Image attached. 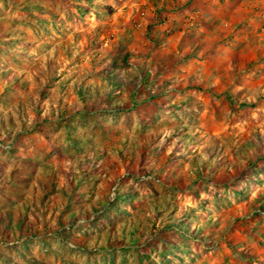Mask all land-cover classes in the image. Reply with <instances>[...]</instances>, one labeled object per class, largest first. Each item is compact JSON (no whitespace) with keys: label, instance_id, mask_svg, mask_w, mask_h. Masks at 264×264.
Here are the masks:
<instances>
[{"label":"rangeland","instance_id":"rangeland-1","mask_svg":"<svg viewBox=\"0 0 264 264\" xmlns=\"http://www.w3.org/2000/svg\"><path fill=\"white\" fill-rule=\"evenodd\" d=\"M54 1L38 0L34 15L21 11L24 0H0V28L11 32L7 43H0V115L19 99L23 101L26 90L37 98L40 87L31 70L48 57L60 64L52 90L70 108L65 119L51 126L49 137L33 133L13 142L4 138L0 162H9L7 170L25 162L37 164L32 170L39 175L44 167L52 168L63 182L68 168L80 174V157H94L89 169L97 180L91 181L97 193L93 200L103 203L108 197L111 201L119 185L126 184L139 198L128 194L112 204L133 212L144 208L137 240L126 235L115 246L133 244L156 264H264V0H211L213 10L206 6L202 13L199 7L188 6V0ZM202 16L212 32L197 23ZM18 18L30 26L15 22ZM32 27L39 28V34ZM121 42L131 55L116 70L110 61ZM115 77L125 88L145 94L157 92L155 85L161 83V105L150 99L122 112L77 100L78 89H89L85 95L95 94L104 79ZM14 84L18 86L11 88ZM49 88L42 90L49 92ZM120 96L113 93L112 106L125 105ZM43 104L47 106L46 101ZM26 111L33 118L34 111L29 107ZM216 139L218 145L222 141L225 145L210 161L206 146ZM246 143H262V170L244 176L250 157L257 155L252 146L244 155L241 150H246ZM226 166L234 167L227 175ZM235 177L239 179L234 185ZM5 191L12 189L7 186ZM60 196L55 194L53 200ZM154 198L168 201L162 213L147 207V201ZM4 203L1 196L0 204ZM89 204L75 201L72 208ZM87 212L86 220L78 219L74 223L78 227L69 229L71 244L77 246L74 239L92 249L107 245L105 236L114 233L111 220L119 226L124 212L111 219L100 216L99 208ZM89 222L105 226L100 228L107 232L99 238H79ZM173 225L183 233L188 228L186 234L193 239L161 254L167 248L164 243L176 240L179 232L160 229ZM48 228L46 232L52 230L51 225ZM48 234L39 237L48 238ZM22 239L8 240L7 245L0 242V255L7 256L9 264H36L37 258L44 264L55 262L50 251L41 253L47 241L33 237L24 249ZM100 251L89 256L76 248L70 252L71 260L121 264L122 254L129 259L132 254L131 248H121L115 256ZM5 261L0 259V264H8Z\"/></svg>","mask_w":264,"mask_h":264},{"label":"trees","instance_id":"trees-1","mask_svg":"<svg viewBox=\"0 0 264 264\" xmlns=\"http://www.w3.org/2000/svg\"><path fill=\"white\" fill-rule=\"evenodd\" d=\"M45 1L49 2L50 4H56L54 0ZM62 1L66 2L68 0ZM88 1L91 2V0ZM209 1L211 0H198L197 3L204 5ZM36 2L39 3L38 0H24L23 9H21V11L24 10L28 11V13L30 14H34V12L39 8V5L36 4ZM35 5L38 6L35 7ZM71 7H73V5H71ZM78 7L80 8V6ZM103 8L105 10L107 7L104 6ZM156 10H158L157 7ZM203 19L204 18H199V21H197V23L202 24V28L206 32H212L210 31L212 29L211 24L205 22V20ZM15 22H20L21 24H25V26H30L29 21L19 18ZM33 27L32 29H34V31L39 34V28L37 29ZM1 29L2 28H0V43H7V39L11 37V32L6 30L3 31V29ZM69 54V51L65 52L66 56H68ZM130 55L131 52L126 44L122 42L119 43L116 52L113 53L111 57L110 62L113 65L112 67L116 70L122 69L123 62H127ZM58 61L59 60H56L52 57H48L46 61H43L40 64H36L35 67L32 68V79L33 81H35V85H37V87H40L37 90L38 96L36 99L38 100L34 99V92L32 90H30V92L32 91L33 93H30L28 90H26V98L23 101L19 99L20 101L18 100L15 104H12L7 113H2L0 115V143L4 142V138H8L9 141L13 142L16 138H27L33 133H38L39 135L42 134L45 137H49L48 133L49 130L52 129L51 126L54 124V122L58 123L61 122V120L65 119L66 115L70 111V108L68 109V105L66 106L63 102V99L56 94L57 91L55 89L52 90V86L56 83V78L59 76L60 64ZM249 63L250 62L241 66V69L245 70V68L248 67ZM25 84L28 86L29 82H26ZM16 86H18V84H14L11 88H14ZM43 86H49L50 91L44 92L42 90ZM75 87H77L76 83L73 84V88ZM155 87L157 89V92L145 94L144 92H138L137 88H125L124 83L120 82L119 79H116L115 77L104 79L95 94L85 95V93L89 92V89H86L83 92L78 89L76 94L78 95L77 100H80L84 105L97 107V109L103 108V110H109L116 107V109L125 112L137 109L141 103H144L145 101H148L150 99L153 103L161 105V101L159 100V98L161 93L164 92V90H162V84L156 83ZM113 93H121L122 96H120V98L118 99L121 102H126L125 105L117 103L115 104V106H112L114 103V100H112L111 98ZM43 101H46L47 106L43 104ZM27 107L31 108L34 111L33 118H30V116H28V113L26 111ZM87 111L89 113L94 112L93 110ZM70 113V115L73 116L72 112ZM45 131H47V133ZM217 139L213 140L212 143H209L206 146V148L211 151V154L208 158L210 159V161H212V156L214 154H217L218 151L223 150L222 147H224L225 145L223 141L221 142V145H218ZM250 146H252L253 150L256 151L257 155L252 159L250 157V162H247V165L244 167V171L246 170L244 176L246 174L249 175L250 173H258L262 170V162H260L262 160V143H259L258 145L246 143V146L244 148L246 150H241L242 152L246 153L244 155L248 154L247 150L251 151ZM77 161L79 165L78 167L80 169V174L76 175L77 173H75L76 170L74 167H72L73 169L68 168L67 172L65 170L66 175H64L65 178L63 182L59 180V172L54 171L52 168L48 169L44 167L41 170L42 175L45 176L44 179L41 174L39 175L32 170L34 166H37V164H32L31 162H22L23 164L21 166L18 165L10 170H7L9 162H0V197L3 196L5 200L4 204H0L1 244L7 245L8 240L24 238L20 241V245H22L24 249H28L29 242L32 241L33 237L42 242L47 241L42 245L43 247L41 248V253L50 251L54 254V261L60 262V264H81V262L78 260H71L70 252L74 251L76 248L89 256H91V253L99 250H101L100 252H103L105 256H115V251H118L119 249L121 250V248L123 250L131 248V260L127 258V254L124 253L121 256V264H133L134 261L138 262V264H156L149 254L140 252L136 248V246H133V244L126 247H118L114 244L120 238H123L126 235L132 237L133 239H135V241L137 240L135 237L138 235V231H141L137 226L140 222L139 217L140 215H142L141 210L143 209L144 211V208L140 210V208L143 207L141 206L140 208L136 209L135 212L130 211L127 208L118 210L119 206L116 205L115 202L114 204H112V201L123 196L126 197L128 194L132 198L136 199L139 198L138 193L134 192L131 186L121 184L119 185L120 187L117 188V192L115 193L111 201H108V197L103 203H101L102 200L99 199L93 200V198L97 197V193L95 187L96 184H91V181L96 179V177L90 174L89 169H91L92 164L95 163V158L92 156H82ZM194 162H199V160L195 158ZM233 168L234 167L227 168L226 166V169L228 170H226L225 174L227 175L230 172L229 170ZM129 175L132 179L138 180V177L135 176V173L130 172ZM238 179V177L233 178L232 183L235 185ZM94 181L96 182L97 180ZM120 182L122 183L123 180H120ZM32 185L33 189H31ZM7 186L12 189V191L9 193H6V191L4 192V189ZM55 194L59 196L61 194L57 201L53 200V196ZM75 201H90L91 204L87 206L85 205V208L83 207L80 209H73L72 204ZM167 203L168 201L165 198H154L152 199V201H147L146 205L150 209V211L154 210L162 213L163 209L166 208ZM96 208H99L101 210V213L99 212V214L100 216H104L105 219H111L110 216L115 215L119 211L124 212L125 217L123 218L122 222H120L119 226H115L116 223L111 220L112 223L110 222V224H112L113 226H110V231H113L114 233H110V235L105 236L106 240L108 241L107 245L98 244V246L96 247L97 249H92L88 246L84 247L81 243L79 244L76 240L73 239L72 242L77 244V246H74V244H71V237L73 235H69V229H75L76 227H78L74 223L80 218H87L88 216H85L86 213H88L87 211ZM48 218H51V222H49ZM89 223L90 226L82 229L83 236H80L79 238L87 237L89 235L94 238H99L107 232L106 230L102 229L103 227L106 229L105 226H97L92 222ZM50 225L52 226V230L50 232H46V227L48 228ZM60 228H66L68 230L62 231L60 230ZM176 228L177 227L173 225L160 229V231H171L172 233L176 232L175 234L179 232L177 234L178 238H176V240L174 241L168 242L166 241V239H164L163 242L166 241L164 243V247L167 248L163 249L165 250V252L161 250V254L163 253L165 255V253L173 251L172 248L177 249L178 246L176 245L181 246L183 243H186L187 239H193L192 237L190 238L188 234H186L188 228H185L186 231L183 230L185 234ZM42 233H49L48 238H40L39 236ZM114 234L116 235L113 239L112 236ZM7 236L10 237L5 238ZM110 250L113 251L111 252ZM0 259L6 260L5 262L9 264L7 256L0 255ZM55 262L50 264H56ZM110 262L112 263V260H110L109 263ZM34 263L44 264L42 260H39L38 258Z\"/></svg>","mask_w":264,"mask_h":264},{"label":"crops","instance_id":"crops-1","mask_svg":"<svg viewBox=\"0 0 264 264\" xmlns=\"http://www.w3.org/2000/svg\"><path fill=\"white\" fill-rule=\"evenodd\" d=\"M191 2V3H190ZM210 2V3H209ZM209 2H207L206 4H200V3H195L194 2V0H193V2L191 1V0H188V6H190V7H193V6H195V7H199V9H197V8H195V9H197V11L198 12H200V13H202V10L207 6V7H209L210 8V10L212 11L213 9L212 8H214L215 6H214V3L212 2V1H209ZM196 4V5H195ZM214 6V7H213ZM194 8V7H193ZM192 8V9H193ZM201 18H203V16L201 17ZM167 23H169V20H168V22ZM169 30V29H168Z\"/></svg>","mask_w":264,"mask_h":264}]
</instances>
